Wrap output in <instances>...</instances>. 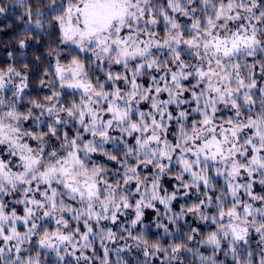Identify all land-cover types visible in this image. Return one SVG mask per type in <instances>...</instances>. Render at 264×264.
I'll use <instances>...</instances> for the list:
<instances>
[{
	"label": "snow or ice",
	"instance_id": "6c2138e0",
	"mask_svg": "<svg viewBox=\"0 0 264 264\" xmlns=\"http://www.w3.org/2000/svg\"><path fill=\"white\" fill-rule=\"evenodd\" d=\"M52 3L60 44L75 53L63 64L53 50L59 91L23 112L16 98L25 79L14 86L13 99L0 97V264H45L48 252L60 264L62 250L73 256L79 250V264L90 259L84 250L97 239L101 264H108L105 241L116 233L102 222L116 224L131 210L135 227L157 203L167 215L181 187L203 189L204 199L187 212L214 226L203 240L212 255L193 253L199 264H217L225 244L235 264H253L252 252L245 257L240 249L252 231L264 242V194L253 190L257 182L264 187V88L258 105L254 91L256 66L264 78V61L248 62L264 54V0ZM35 27L42 28L40 19ZM20 75L0 70V91ZM66 94L73 96L67 103ZM69 126L72 134H61ZM93 154L119 167L110 170ZM173 168L179 184L168 193L160 181ZM177 218L173 213L169 222ZM131 238L144 245L145 256L164 252L166 264L186 249L150 243L143 233Z\"/></svg>",
	"mask_w": 264,
	"mask_h": 264
},
{
	"label": "trees",
	"instance_id": "16d2710c",
	"mask_svg": "<svg viewBox=\"0 0 264 264\" xmlns=\"http://www.w3.org/2000/svg\"><path fill=\"white\" fill-rule=\"evenodd\" d=\"M61 2L62 0H55L56 5ZM0 5L6 9L5 12L0 13V70L6 71L11 67L20 72H25L27 75V90L16 98L17 107L23 112L32 106V101H44L45 97L50 95L52 91H59L54 73L56 56L53 50L59 52V59L63 64H67L75 53L70 46L60 44L59 28L53 19L57 12L52 11L55 8L52 0H0ZM29 11L31 16L27 14ZM37 12L41 13V15L38 16ZM197 14H199V7H197ZM37 19H40L42 23V28L40 29L35 27ZM180 21L184 23L186 18L180 17ZM160 27L162 29L163 25ZM21 41H23V46H21ZM254 59L264 61V54L258 53L255 58L249 57L248 62L251 63ZM259 68L260 65L257 64V89L254 90L256 91L255 99L257 100V105L259 104V89L264 88V78L260 76ZM113 70L121 71L119 66H114ZM94 75H100L101 80H103L101 73L97 72ZM71 91L69 89L64 90L65 93H71ZM12 92L10 90L7 91L6 100L13 99ZM163 98H166V95ZM63 99L67 103L73 99V96L66 94ZM34 112L39 113V109H34ZM229 114L223 113V115ZM31 124L32 121H28L26 127ZM42 130L47 131V126L45 125ZM65 130L70 135L72 134L71 126L67 129L62 128L61 134ZM113 135H118V133H113ZM50 143L58 146L59 142L52 138ZM105 147L114 155L123 157V152H117L113 144H107ZM93 157L98 163L106 165L110 170H115L119 167L114 161H110L106 157L98 154H93ZM151 171L154 172L155 170L151 169ZM176 171H178V168H173L170 175L161 178V188L166 189L168 193L176 190V186L179 184V181L174 178ZM147 173L148 170H145L142 174ZM188 179L186 175L185 181ZM256 179L258 180V177ZM170 184L172 185L170 186ZM220 184H223V180H220ZM132 187L134 189L135 185H132ZM253 190L257 194H264V187L258 182L254 184ZM202 191L203 189L200 191H197L196 188L186 190L181 187L178 191L177 199L171 202L172 211L170 213L166 215L164 205L157 203L155 209H144L142 222L135 227L130 224L131 219H134V212L131 210H128L126 215L120 216L116 224H112L109 221L102 222L103 225L111 228L116 233L112 241H105V246L108 249V264H166L167 257L164 252L145 256L144 245L136 246V241L131 237L139 236L142 233L150 243L159 241L166 248L169 245L183 243L186 245V249L192 250H182L179 254V260L172 261V264H199V257L193 255L197 251L204 256L212 255V249L204 246L203 240L213 230L214 226L187 212V208L204 199ZM218 191L219 189L217 193H212V195L218 194ZM185 192H187L186 195L184 194ZM163 194L164 192L161 191V195ZM257 206H259L258 203ZM182 209L185 214L181 216L179 214ZM173 213L177 214L178 218L175 223H170L169 216ZM158 223L161 225L160 227H157ZM164 226L168 228V233L164 232ZM193 229L196 231L193 232ZM81 230L83 231V228ZM96 230L98 231V229ZM129 232H131V236H129ZM189 236L192 237L191 240L188 239ZM114 246L117 247L114 248ZM68 251H72L71 247H69ZM93 251H95V255H93ZM226 251L227 245L225 244L223 250L219 251L215 256L217 264H235L230 254L225 255ZM240 251L245 257L247 252L251 251L253 264H259L261 255H264V242L261 241L258 234L255 236L250 235L248 244L242 245ZM84 254L90 259L84 261L81 258L79 264H101L104 258V250L100 246L99 239L94 241L93 249H85ZM61 255H64L65 259L60 264H77V257L81 256V252L77 250L73 256L65 254L62 250ZM169 255H171L170 250ZM45 264H57L55 253L48 252Z\"/></svg>",
	"mask_w": 264,
	"mask_h": 264
},
{
	"label": "rangeland",
	"instance_id": "374dc122",
	"mask_svg": "<svg viewBox=\"0 0 264 264\" xmlns=\"http://www.w3.org/2000/svg\"><path fill=\"white\" fill-rule=\"evenodd\" d=\"M0 7H2L0 5ZM16 72H19L21 75L20 76H14L11 80V82L8 83L7 88L4 91H0V97L6 99V95H7V91H14V86L15 85H19L21 83L22 78L25 79V83L27 84V75L25 74V72H20L16 69H14ZM27 90V87L24 88L23 92L21 93V95ZM70 90V89H69ZM20 95V96H21ZM27 125H25L26 127ZM33 145L35 144V142H32ZM169 184V183H168ZM172 184H170L171 186ZM257 233H255L254 231H252L250 233L251 236H255ZM259 235V234H258ZM0 245H2V241H0ZM117 246H114V248Z\"/></svg>",
	"mask_w": 264,
	"mask_h": 264
}]
</instances>
